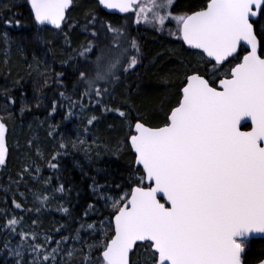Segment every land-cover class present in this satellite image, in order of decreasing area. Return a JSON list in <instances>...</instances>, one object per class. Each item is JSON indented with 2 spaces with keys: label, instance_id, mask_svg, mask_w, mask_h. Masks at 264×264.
Listing matches in <instances>:
<instances>
[{
  "label": "trees",
  "instance_id": "16d2710c",
  "mask_svg": "<svg viewBox=\"0 0 264 264\" xmlns=\"http://www.w3.org/2000/svg\"><path fill=\"white\" fill-rule=\"evenodd\" d=\"M147 2L117 16L95 0H72L65 22L51 29L36 24L28 0H0V117L7 125L0 165V264H16L19 257L9 253L17 246L24 264L34 258L35 264H101L102 242L113 234L112 198L123 195L133 184L129 176L140 168L128 144V121L159 126L183 86L188 62H197L172 34L175 19L167 18L162 27L137 20L139 6ZM205 3L174 0L170 10L190 13ZM9 19L20 23H5ZM118 33L123 44H117ZM83 48L90 49L85 56L78 54ZM97 56L119 59L112 80L101 82L106 90L100 96L85 93L78 82L80 71L91 74ZM133 56L137 64L126 68ZM92 116L97 119L88 124ZM13 217L18 223L6 227ZM150 256L148 243L136 244L130 261L151 264ZM263 258L264 239L248 241L244 264Z\"/></svg>",
  "mask_w": 264,
  "mask_h": 264
},
{
  "label": "snow or ice",
  "instance_id": "6c2138e0",
  "mask_svg": "<svg viewBox=\"0 0 264 264\" xmlns=\"http://www.w3.org/2000/svg\"><path fill=\"white\" fill-rule=\"evenodd\" d=\"M71 3L31 0L35 21L60 27ZM99 3L127 11L136 0ZM173 3L148 0L139 6L137 20L158 21L162 27L167 18L175 19L172 34L191 46L197 62H188L183 86L159 126L141 119L133 126L128 121L132 134L127 140L142 168L129 176L133 184L123 195L112 198L114 235L102 242L101 264H132L129 254L138 241L150 245L151 264H244L249 238L264 233V0H206L190 13H173ZM65 43H71L67 34ZM131 46L139 52L135 39ZM89 50L78 54L85 56ZM118 63L119 59L97 56L91 74L79 72L84 92L102 95L106 89L101 82L112 80ZM136 64L133 56L126 68ZM113 111L127 115L121 108ZM245 118L250 119L247 129L242 125ZM96 119L90 117L88 124ZM6 129L0 117V165L7 153ZM145 180L150 182L147 187ZM161 194L166 197L163 202ZM17 223L13 217L5 226ZM9 254L19 257L16 264H24L19 246Z\"/></svg>",
  "mask_w": 264,
  "mask_h": 264
},
{
  "label": "water",
  "instance_id": "95a60500",
  "mask_svg": "<svg viewBox=\"0 0 264 264\" xmlns=\"http://www.w3.org/2000/svg\"><path fill=\"white\" fill-rule=\"evenodd\" d=\"M28 1H29V6H30V9H31V12H32L33 18H34V10L32 9L31 0H28ZM95 1L99 4L100 8H101L104 12L109 13V14H113V15H122V14L132 13V12L134 11V7L138 4V2H139L140 0H136V3L133 5V7L130 8V9H128L127 11H121V10L118 9V8H108V7H106L105 5L100 4V3H99V0H95ZM70 6H71V4L68 6V8L65 9V16H66V12H67V10L70 8ZM34 20H35V18H34ZM35 22H36L38 25L46 26V27H49V28H52V29L59 28V27H57L56 25H52L50 22H45V23H43V24H40V23L37 22V21H35ZM180 38H181V41H182V43L184 44V46H185L186 48H188V49H191V46L187 45L186 42L183 41V39H182L181 36H180ZM197 51H199V50H197ZM245 121H247V122H245ZM245 121H242V125L244 126V125L248 124L249 127H250V126H251V125H250V119H249V118H245ZM133 126H134V124H133ZM133 131H134V127H133ZM128 144H129V146H130V141H129V140H128ZM130 148H131V147H130ZM131 151H132V153L134 154V149H133V148H131ZM134 156H135V155H134ZM134 160H135V159H134ZM134 164H135V166L142 168V165H138V164L136 163V160L134 161ZM149 183H150L149 181L145 180V182H144L145 187H147ZM159 198L161 199L162 202L166 199V197H164L162 194L159 196ZM114 216H115V213L113 214L112 219H111L112 229H113V234H112V235H114V226H115ZM257 238H262V239H264V233H259V232L254 233V234L249 238V240H251V239H257ZM110 239H111V238H110ZM110 239H109V240H110ZM142 243H145V242H144V241H138V242H137V244H142ZM133 250H134V249H133ZM133 250L130 251V254L133 252ZM102 251H103V250H102ZM101 253H102V252H101ZM130 254H129V257H130ZM263 259H264V258H263ZM256 264H258V262H257Z\"/></svg>",
  "mask_w": 264,
  "mask_h": 264
},
{
  "label": "rangeland",
  "instance_id": "374dc122",
  "mask_svg": "<svg viewBox=\"0 0 264 264\" xmlns=\"http://www.w3.org/2000/svg\"><path fill=\"white\" fill-rule=\"evenodd\" d=\"M123 30H125V28H122ZM124 42L121 41L120 37H119V33H118V37H117V44H123Z\"/></svg>",
  "mask_w": 264,
  "mask_h": 264
},
{
  "label": "flooded vegetation",
  "instance_id": "af4514ba",
  "mask_svg": "<svg viewBox=\"0 0 264 264\" xmlns=\"http://www.w3.org/2000/svg\"><path fill=\"white\" fill-rule=\"evenodd\" d=\"M242 54H243V53H242ZM242 54H241V55H242ZM243 127H244L245 129H247V128H248V125H245V126H243Z\"/></svg>",
  "mask_w": 264,
  "mask_h": 264
}]
</instances>
